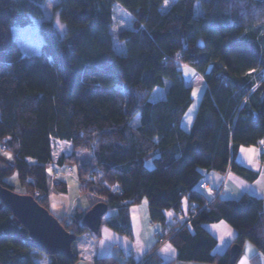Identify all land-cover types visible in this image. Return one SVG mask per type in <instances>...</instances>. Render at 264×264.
<instances>
[{"label": "trees", "instance_id": "1", "mask_svg": "<svg viewBox=\"0 0 264 264\" xmlns=\"http://www.w3.org/2000/svg\"><path fill=\"white\" fill-rule=\"evenodd\" d=\"M44 2L0 0V145L10 154L0 152V184L16 190L8 180L14 175L23 189L16 191L47 208L48 169L74 166L80 190L95 196L89 208L103 201L115 209L103 222L118 233L131 236L128 206L143 198L161 227L168 211L181 215L184 203L194 201L188 222L167 235L175 260L230 264L231 245L242 249L246 241L264 256L263 198H224L222 188L211 197L207 189L216 186L204 180L213 171L222 181L228 169L248 176L236 151L264 139V0H57L64 33L42 19L40 51L26 54L11 28L41 18ZM182 65L205 84L188 129L181 121L191 86ZM78 151L89 159L80 163ZM55 186L66 191L61 182ZM86 211L77 207L58 220L76 236L97 238L99 229L82 223ZM219 220L235 230L222 253L214 252L217 240L205 227ZM27 235L0 200V264H36L40 257L76 262L73 245L72 258L48 255L29 246ZM157 246L142 261L102 256L92 264H173Z\"/></svg>", "mask_w": 264, "mask_h": 264}, {"label": "crops", "instance_id": "2", "mask_svg": "<svg viewBox=\"0 0 264 264\" xmlns=\"http://www.w3.org/2000/svg\"><path fill=\"white\" fill-rule=\"evenodd\" d=\"M235 161L239 165L246 168L250 174L248 176H242L233 171L229 173L226 176L225 183L222 187L220 193L221 197L236 198L242 193H250L261 197L264 200V158L261 157L257 148L254 145H240L235 154ZM64 168L65 165H55L53 169L52 166H50V169H52L53 172L52 179H54V190L59 195L63 197L66 196L68 199L67 211L62 215L68 217L77 207H80L81 209H88L89 200L85 198L83 194L78 192L79 181L77 180L75 167L73 166L72 171H66ZM221 179L222 175L213 171L205 172L204 174V180L208 182L210 186H217ZM57 182L65 184V192H59L56 190L57 187L55 186V183ZM128 212L131 226L130 237L114 231L103 222L115 213V209H113V213H111V215L106 218H102V223L99 227V237L96 238L92 235L83 234L85 235V238L80 248H77L73 242L72 245L77 255L76 262L81 260L86 264H92V261L95 257L102 256H114L123 261L131 258L138 262L141 257H144V255L156 244L154 242V236L152 232L154 229H156L154 226L156 224L158 225V223L152 222L150 218L148 219L144 216H141L136 204L129 205ZM167 214L170 218L180 216L178 212L172 210L168 211ZM205 227L217 240V243L214 247V252L217 253H222L225 251L228 244L235 236V230L224 220L207 223ZM78 236H76V239ZM168 245H171L168 241L160 243L155 250L164 261L175 260L176 250H172V248H170ZM165 246L168 248L166 247L165 252H163V248ZM258 252L259 251L256 249L255 255L257 256L258 262L259 264H264V256L262 257L259 255L260 252ZM37 261H40L43 264H48L49 262V260L45 257L37 258L36 264ZM175 261L173 264H175ZM76 262L74 264H76ZM179 263L199 264L189 261H183Z\"/></svg>", "mask_w": 264, "mask_h": 264}, {"label": "rangeland", "instance_id": "3", "mask_svg": "<svg viewBox=\"0 0 264 264\" xmlns=\"http://www.w3.org/2000/svg\"><path fill=\"white\" fill-rule=\"evenodd\" d=\"M56 2H57V0H45V2L43 4L44 15L41 18H34L32 23L25 25V26H18V25L12 26L11 33H12L13 39L16 41V43L18 44V46L20 47V49L24 53L36 54L40 51V46L42 44V36L39 32V23L42 19H51L53 21V23L55 24V26L58 28V30L61 33H64L65 25L61 22V20L58 16V13L53 8L54 4ZM181 69H182V74H183V77H184L186 83H188L191 86L192 102H191L190 106L188 107V109L185 111V113L182 117V121H181V126L185 129H188L192 123V120H193L195 111L197 109L200 97L204 91L205 84H204L203 78L191 66L182 65ZM162 92H164V90H162ZM193 92H195V95L193 94ZM139 123H140V114H137L132 118L131 124L133 126H137V125H139ZM257 150H258V148H257ZM0 152L3 154L7 153V152H5V149L1 145H0ZM156 155H157V153H155L151 156H148L145 159L144 165L146 168H151L153 166V158ZM77 157H78V161L80 163H82L85 161L84 159H86V158H87V160L89 159L90 153L88 151H78ZM64 169L66 171H72L73 166L66 165ZM75 172H76V170H75ZM48 174H49V197H48L49 202H48L47 208L56 218H58V217H61L64 213H66L67 205H68V203H67L68 199L66 196L63 197V196L59 195L54 190V188H53L54 179H52V177H53L52 169H50V168L48 169ZM76 176H77V174H76ZM8 180L10 182L14 183L16 190L23 192L22 187L18 184L17 179L14 175H11ZM77 180H78V177H77ZM78 192L80 194H83L85 196V198H87L89 200V205L91 204L92 201H94L95 196L93 198H90L87 193L82 192L80 190V184H79ZM135 204L137 205V208H138V211L140 212V215L149 219V213H148V207H147L146 199L143 198V199H141V201H139ZM135 204H132V205H135ZM111 213H113V209L110 208L105 212L103 217L106 218L109 215H111ZM151 224H152V222H151ZM154 227L160 228L161 226H160V224H158V225L156 224ZM152 228H153V225H152ZM84 238H85V235L82 234L81 236H78L77 239L74 241L75 246L77 248H80V246L83 244ZM154 242L156 243L155 238H154ZM158 244H160V243H158ZM168 246H170V248H172V250H175L172 245H168ZM166 247L167 246H165L163 248V252H165ZM255 254H256V247L251 242L246 241L243 245L242 252H241V254H240V256L237 259L235 264H252L253 258L258 262L257 256ZM259 255H261L263 257V255L261 253H259ZM142 259H143V257H141V260H139V261H142ZM179 262H183V261H175V264H180ZM196 263L211 264V263H201V262H196ZM37 264H43V263L40 261H37ZM76 264H86V263H84L81 260H78L76 262Z\"/></svg>", "mask_w": 264, "mask_h": 264}, {"label": "water", "instance_id": "4", "mask_svg": "<svg viewBox=\"0 0 264 264\" xmlns=\"http://www.w3.org/2000/svg\"><path fill=\"white\" fill-rule=\"evenodd\" d=\"M0 200L27 229L25 241L32 248L45 254H61L72 258V244L76 235L67 231L47 208L40 205L32 195L20 193L0 184ZM108 207L105 202L94 203L85 212L82 223L92 232H97L102 217ZM241 253V247L233 244L230 247V264H234Z\"/></svg>", "mask_w": 264, "mask_h": 264}, {"label": "built area", "instance_id": "5", "mask_svg": "<svg viewBox=\"0 0 264 264\" xmlns=\"http://www.w3.org/2000/svg\"><path fill=\"white\" fill-rule=\"evenodd\" d=\"M255 145L257 146L261 157L264 158V139L257 138L255 141ZM231 172L232 171L228 169L223 180L216 187L207 189V194L211 197L216 196V194L219 193V191L221 190L222 185L225 182L226 176ZM199 187L202 191H205L207 183L202 182L199 184ZM115 189L118 193H122V189L119 186H115ZM196 207L197 204L194 201H192L191 203L185 202L182 206L183 212L180 216L172 217L169 219V221L165 223L163 227H161L160 229H154L152 234L155 238L156 243L166 242L168 240L167 235L174 229L176 225L179 227L185 222H188V220L190 219V212H192ZM139 260H141V258Z\"/></svg>", "mask_w": 264, "mask_h": 264}, {"label": "snow or ice", "instance_id": "6", "mask_svg": "<svg viewBox=\"0 0 264 264\" xmlns=\"http://www.w3.org/2000/svg\"><path fill=\"white\" fill-rule=\"evenodd\" d=\"M165 2L167 3V0H165ZM193 94L195 95V92H193ZM5 155H10L9 153H5Z\"/></svg>", "mask_w": 264, "mask_h": 264}, {"label": "bare ground", "instance_id": "7", "mask_svg": "<svg viewBox=\"0 0 264 264\" xmlns=\"http://www.w3.org/2000/svg\"><path fill=\"white\" fill-rule=\"evenodd\" d=\"M255 147H257V146L255 145Z\"/></svg>", "mask_w": 264, "mask_h": 264}]
</instances>
